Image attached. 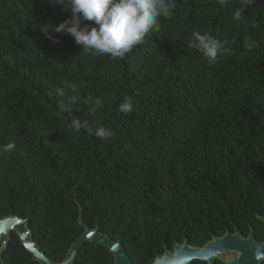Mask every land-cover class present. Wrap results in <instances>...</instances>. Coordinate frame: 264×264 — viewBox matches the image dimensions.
I'll list each match as a JSON object with an SVG mask.
<instances>
[{"label":"trees","instance_id":"trees-1","mask_svg":"<svg viewBox=\"0 0 264 264\" xmlns=\"http://www.w3.org/2000/svg\"><path fill=\"white\" fill-rule=\"evenodd\" d=\"M240 5L176 0L172 18L112 60L52 31L71 13L49 0H0V146L15 144L0 153V219L26 220L56 263L83 232L79 208L84 224L119 242L132 264L226 232L252 229L264 242V0L237 23ZM194 30L228 40L232 52L209 62L188 46ZM247 37L258 43L251 51ZM63 82L80 89L73 104V93H57ZM89 96L102 101L91 115ZM128 97L133 111L124 115ZM72 116L112 135L77 133ZM0 264L38 263L11 233ZM71 264H112V256L85 242Z\"/></svg>","mask_w":264,"mask_h":264},{"label":"clouds","instance_id":"clouds-1","mask_svg":"<svg viewBox=\"0 0 264 264\" xmlns=\"http://www.w3.org/2000/svg\"><path fill=\"white\" fill-rule=\"evenodd\" d=\"M50 3L69 11L70 17L61 22L52 31L70 35L81 50L94 57L107 56L112 60H123L137 46L144 44L146 38L158 28L162 19H170L174 15L176 0H49ZM256 0H241L240 7L233 13V20L237 23L245 19V7L252 5ZM227 0H219L224 7ZM47 28L40 29L45 38L52 43H59L58 36L52 35ZM228 40H218L210 34H202L194 30L188 40V46L198 51L211 63L222 54H230L232 49L225 47ZM258 46L251 37L245 39V49L251 51ZM65 89L73 93L70 102L77 101L80 89L75 83L63 82L57 89L60 96L65 95ZM89 114H94L102 107V101L92 96L87 97ZM62 112L71 109L61 103ZM119 113L127 115L133 111V102L130 97L125 98L119 105ZM70 128L77 133L82 130L89 135L104 140L112 135L110 129L100 125L95 128L89 126L87 120L70 117ZM15 148L12 142L0 146V153H11ZM259 259V257H258Z\"/></svg>","mask_w":264,"mask_h":264},{"label":"water","instance_id":"water-1","mask_svg":"<svg viewBox=\"0 0 264 264\" xmlns=\"http://www.w3.org/2000/svg\"><path fill=\"white\" fill-rule=\"evenodd\" d=\"M78 213V223L83 232L74 240L62 262L52 261L41 251L31 238L27 221L17 216L0 219V254L6 249L10 234L15 233L32 261L38 264H71L85 242L105 247L112 256V264H132L119 242L100 233L98 228H89L82 220L80 208ZM259 220L264 224V218ZM215 260L222 264H261L264 261V242L254 240L252 229L246 237L238 231L234 234L226 232L222 237H214L203 247L190 246L187 241L174 244L171 251L165 248L162 255H157L152 264H190L193 261L213 264Z\"/></svg>","mask_w":264,"mask_h":264}]
</instances>
